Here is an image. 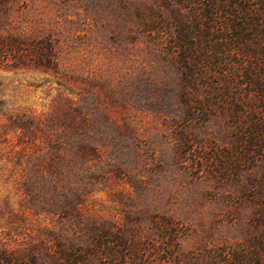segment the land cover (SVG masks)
<instances>
[{"label":"rangeland","instance_id":"obj_1","mask_svg":"<svg viewBox=\"0 0 264 264\" xmlns=\"http://www.w3.org/2000/svg\"><path fill=\"white\" fill-rule=\"evenodd\" d=\"M154 11L167 16L160 0H0V181L10 163L6 149L22 147L20 120L10 113L25 111L56 133L58 190L72 184L84 192L79 220L38 214L35 200L22 207L0 188V242L32 244L37 252L42 223L81 243L105 222L145 234L157 215L188 224L197 235L205 228L238 234L225 199L229 187L218 189L195 173L177 138L184 122L181 71L165 40L155 41L148 30ZM192 124L198 136L230 137L220 115ZM85 141L95 152L85 153L79 177L76 156ZM248 212L243 207L242 217Z\"/></svg>","mask_w":264,"mask_h":264},{"label":"trees","instance_id":"obj_2","mask_svg":"<svg viewBox=\"0 0 264 264\" xmlns=\"http://www.w3.org/2000/svg\"><path fill=\"white\" fill-rule=\"evenodd\" d=\"M160 1L167 16L154 11L145 22L155 41L165 40V50L181 71L184 122L176 127L177 138L195 173L211 178L218 189L229 187L225 199L238 234L205 228L197 235L188 224L157 215L149 233L105 222L81 243L62 235L58 226L42 223L37 252L32 244L1 241L0 264H29L23 258L33 262L35 256L39 264H81L89 256L97 264H264V0ZM22 112L9 116L20 120L22 147L10 145L5 151L10 162L0 181L6 184L0 187L5 198L16 197L22 207L35 200L32 210L38 214L80 220L83 185L57 188L56 133ZM216 115L230 127L227 141L195 134L192 123ZM79 149L80 177L86 154L95 148L85 141ZM62 170L68 175L66 165ZM246 206L248 215L242 217ZM191 236L198 239L186 245Z\"/></svg>","mask_w":264,"mask_h":264}]
</instances>
